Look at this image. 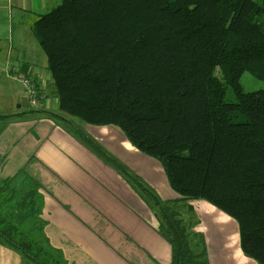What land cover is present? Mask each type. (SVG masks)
<instances>
[{
	"label": "trees",
	"instance_id": "1",
	"mask_svg": "<svg viewBox=\"0 0 264 264\" xmlns=\"http://www.w3.org/2000/svg\"><path fill=\"white\" fill-rule=\"evenodd\" d=\"M31 31L58 108L30 115L86 145L73 121L116 127L160 164L172 201L106 158L155 213L171 264H209L203 234L173 209L193 215V201L231 218L243 255L264 264V88L240 83L264 81V0H58ZM40 188L22 171L0 180V241L33 264H68L44 234Z\"/></svg>",
	"mask_w": 264,
	"mask_h": 264
},
{
	"label": "crops",
	"instance_id": "2",
	"mask_svg": "<svg viewBox=\"0 0 264 264\" xmlns=\"http://www.w3.org/2000/svg\"><path fill=\"white\" fill-rule=\"evenodd\" d=\"M57 4L58 0H0V75L9 68L30 71L40 91L39 109L53 112L58 101L45 56L31 31L34 17L29 18ZM23 96L25 89L15 92L7 81H0L1 115L23 113L22 107L12 110ZM3 101L11 107L2 108ZM72 126L103 145L109 157L125 165L159 199L177 198L160 164L133 147L118 128L77 121ZM67 131L43 117L0 120V180L25 171L41 185L40 217L50 246L68 264H171L172 248L157 231L155 213L113 167ZM189 204L208 218L203 212L207 203ZM215 226L207 232L198 231L199 226L194 229L203 233L209 264H257L238 247L231 248L229 238L238 236L237 225L228 224L224 230ZM0 264L33 263L0 241Z\"/></svg>",
	"mask_w": 264,
	"mask_h": 264
},
{
	"label": "rangeland",
	"instance_id": "3",
	"mask_svg": "<svg viewBox=\"0 0 264 264\" xmlns=\"http://www.w3.org/2000/svg\"><path fill=\"white\" fill-rule=\"evenodd\" d=\"M34 17V15H32L29 19H32ZM27 21H28V19H27ZM5 74H6V76H5V74H1L0 75V81H7V84H9L10 86H11V88L13 89V91H15V92H17V91H23V93H24V89H25V87H24V85H23V83L21 82V81H19V80H17V79H15V78H13V77H11V76H9V74H8V71H5L4 72ZM8 78V79H7ZM240 83H241V85L243 86V88H244V90L245 91H257V90H260V89H263L264 88V81H261V80H258V79H256V78H254L252 75H250L248 72H244L243 74H242V76H241V78H240ZM39 96H40V91H39ZM39 99V98H38ZM17 103H18V101L15 103V104H13L12 105V110H14V112H16L17 110H20V109H17ZM39 105H40V102H39ZM39 105H38V108H36L35 110H39ZM2 106V108H4L5 110H7L9 107H11V105L10 104H8V103H6L5 101H3V104L1 105ZM31 109H33V108H31ZM31 109H28V107L27 106H24V107H22V111H23V113H20L19 115H17L16 117H26V116H28V117H33V116H31L30 115V112L31 111H33V110H31ZM45 110V109H44ZM22 111H19V112H22ZM46 111H48V110H46ZM51 112H53V111H51ZM1 114V113H0ZM2 114H8V112H5V113H2ZM23 115V116H22ZM8 116V118H13L14 119V117L15 116H13V114H9V115H7ZM51 120V119H50ZM53 121V120H52ZM54 122V121H53ZM57 124V123H56ZM58 125V124H57ZM60 126H62V125H60ZM63 128H64V130H69V131H67V132H69V133H71L79 142H81L83 145H85L86 147V149L87 150H89V151H91L95 156H97L98 158H100V159H102V160H104V161H106L107 162V164H109V166H111L112 167V165H111V163H110V161L108 160V159H106V158H108L109 157V154L105 151L106 150V148L103 146V145H100V144H98L94 139H92V143H87V145L86 144H84L83 143V139L81 138V137H79V136H77L73 131V129L72 128H70V127H66V126H62ZM84 135V134H83ZM125 166V165H124ZM126 167V166H125ZM127 168V167H126ZM128 169V168H127ZM25 175H27V176H29V177H31L30 175H28L25 171H22ZM129 172H131V171H129ZM132 173V172H131ZM134 174V173H133ZM16 175V174H15ZM14 175V176H15ZM120 175V174H119ZM121 176V175H120ZM123 179H124V177L123 176H121ZM124 181L126 182V180L124 179ZM127 183V182H126ZM128 184V183H127ZM129 185V184H128ZM130 186V185H129ZM42 188V187H41ZM41 188L39 189V191L41 190ZM173 199H165V200H162L161 199V201H172ZM183 204H181L180 206H176V207H172L173 209H175V210H177L179 213H180V217L181 218H183L184 219V221H186V222H191V223H193L192 224V227H193V229H195L197 226H199L198 227V231H205L206 230V232H207V229H209L208 227H213L214 225H216L215 227H218L219 229H223L224 230V228H226L227 226H228V224H230V225H232V224H234V225H236V223L234 222V221H232V219L231 218H229V217H227L226 215H224V214H222L221 212H219V211H217L215 208H213L212 207V209H213V211H216V215L215 216H212V217H210V216H208L207 215V208L206 207H204L203 208V212H204V214L206 215V216H208V218L210 219H208V218H206V217H203V216H201V215H199L198 213L196 214H193V215H189V214H187L186 213V211H185V209L183 208V207H181ZM205 206H207V205H205ZM209 206V205H208ZM192 207H194L197 211H200V208L198 207L197 208V206H192ZM195 212V211H194ZM158 224H159V222H158ZM211 229V228H210ZM195 231V230H194ZM196 232V231H195ZM196 233H202V232H196ZM203 234V233H202ZM229 243H230V246H231V248L233 247V246H236V247H238V249L241 251V248H240V243H239V238H238V236L237 235H235V236H231L230 238H229ZM197 246H198V241L197 240H195V241H193L192 242V247H194V251L195 252H198V249H197ZM196 247V248H195ZM242 253V252H241Z\"/></svg>",
	"mask_w": 264,
	"mask_h": 264
},
{
	"label": "built area",
	"instance_id": "4",
	"mask_svg": "<svg viewBox=\"0 0 264 264\" xmlns=\"http://www.w3.org/2000/svg\"><path fill=\"white\" fill-rule=\"evenodd\" d=\"M8 74L9 76L23 83L25 87L29 107L33 108L32 110H35L36 108H38V105L40 102L39 89L37 85L35 84L33 78L31 77L30 71L28 70L21 71V70L16 69L11 72L9 68Z\"/></svg>",
	"mask_w": 264,
	"mask_h": 264
},
{
	"label": "water",
	"instance_id": "5",
	"mask_svg": "<svg viewBox=\"0 0 264 264\" xmlns=\"http://www.w3.org/2000/svg\"><path fill=\"white\" fill-rule=\"evenodd\" d=\"M28 105V100H27V96H23L20 101H19V104L17 106V108H21V107H24V106H27Z\"/></svg>",
	"mask_w": 264,
	"mask_h": 264
},
{
	"label": "bare ground",
	"instance_id": "6",
	"mask_svg": "<svg viewBox=\"0 0 264 264\" xmlns=\"http://www.w3.org/2000/svg\"><path fill=\"white\" fill-rule=\"evenodd\" d=\"M207 208V215L212 217L216 215V211H213L211 206H205Z\"/></svg>",
	"mask_w": 264,
	"mask_h": 264
}]
</instances>
